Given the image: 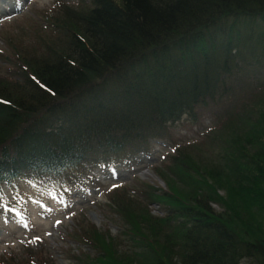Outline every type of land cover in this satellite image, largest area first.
<instances>
[{
    "label": "trees",
    "instance_id": "obj_1",
    "mask_svg": "<svg viewBox=\"0 0 264 264\" xmlns=\"http://www.w3.org/2000/svg\"><path fill=\"white\" fill-rule=\"evenodd\" d=\"M82 1L37 13L58 28L60 49L21 63L0 49V58L14 63L6 66L10 78L0 73V186L23 174L47 190L95 181L94 168L131 163L155 140L173 142V126L221 101L243 61L255 58L264 66V0ZM63 11L69 18L79 13L66 32ZM1 33L12 45L15 35ZM183 150L176 146L167 163L177 164ZM246 159L236 165L242 178L233 179L232 167L222 173L231 179L221 184L228 200L210 185L190 194L165 176L167 190L149 184L164 215L137 204L128 213L127 249L77 219L74 240L88 249L74 252L75 262L264 264V164L253 154ZM251 171L258 175L250 186ZM125 194L116 189L111 203L123 207L131 200ZM217 201L221 212L213 207ZM49 254L26 249L23 256L5 254L0 264H54Z\"/></svg>",
    "mask_w": 264,
    "mask_h": 264
},
{
    "label": "rangeland",
    "instance_id": "obj_2",
    "mask_svg": "<svg viewBox=\"0 0 264 264\" xmlns=\"http://www.w3.org/2000/svg\"><path fill=\"white\" fill-rule=\"evenodd\" d=\"M60 1L77 7L83 4L82 0H0V31L15 35L10 45L2 40L0 32V49L16 55L21 63L29 57H46L47 51L63 47L64 40L60 38L58 28L37 16L41 12L53 13L52 9L58 7ZM87 3L89 0L84 1ZM63 14L64 11L59 16L66 32L69 20L78 19L79 13L77 17L75 14L70 18ZM11 59L9 57L5 62L0 58L3 67L0 73L7 78L10 77L6 66L14 65ZM17 75L23 76L22 73ZM17 75L12 74L13 77ZM227 82L230 89L223 100L202 107L199 114L196 110L191 117H183L172 128L173 142H153L149 150L135 156L134 164L100 165L93 169L95 181L69 191L55 187L47 190L43 185L23 183L19 185L22 195L19 201L11 194L13 189L4 187L0 192V256L4 252L23 256L25 248H31L32 251L50 252L49 258L54 264H78L73 257L74 252L88 248L84 241L80 244L74 240L72 229L77 219L94 224L99 231L115 237L121 249H127L131 237L126 231L132 228L128 213L135 211L137 204L147 207L154 216L164 215L162 200L149 195V184L158 189H168L161 176L172 179L179 193L197 194L199 187L210 185L228 200L229 191L221 184L226 183L230 175L226 177L222 173L231 171L232 167L235 169L233 174L238 176L233 179L242 178L243 171L237 170V166L240 168L252 154L258 157L260 164H264V66L255 58L245 60L234 69L233 78ZM174 146H183L186 155L177 164L167 163ZM254 163L251 160L249 167L252 168ZM246 175L251 186L258 174L251 171ZM116 186L124 190L127 199H131L121 208L111 203L109 197ZM6 191L10 192L8 196L2 193ZM19 203L28 222L21 218ZM4 204H8V208ZM213 207L219 212L223 209L219 201L213 202ZM248 264L255 263L251 260Z\"/></svg>",
    "mask_w": 264,
    "mask_h": 264
},
{
    "label": "bare ground",
    "instance_id": "obj_3",
    "mask_svg": "<svg viewBox=\"0 0 264 264\" xmlns=\"http://www.w3.org/2000/svg\"><path fill=\"white\" fill-rule=\"evenodd\" d=\"M64 148V147H63ZM65 149V148H64Z\"/></svg>",
    "mask_w": 264,
    "mask_h": 264
},
{
    "label": "snow or ice",
    "instance_id": "obj_4",
    "mask_svg": "<svg viewBox=\"0 0 264 264\" xmlns=\"http://www.w3.org/2000/svg\"><path fill=\"white\" fill-rule=\"evenodd\" d=\"M38 239V238H37Z\"/></svg>",
    "mask_w": 264,
    "mask_h": 264
}]
</instances>
